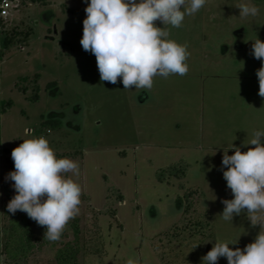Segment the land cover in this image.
I'll use <instances>...</instances> for the list:
<instances>
[{"label":"rangeland","instance_id":"rangeland-1","mask_svg":"<svg viewBox=\"0 0 264 264\" xmlns=\"http://www.w3.org/2000/svg\"><path fill=\"white\" fill-rule=\"evenodd\" d=\"M240 3L256 5L259 14L240 17ZM86 6L85 0H27L12 11L19 33L29 35L1 58V98L11 103L0 112L7 149L0 155V187L11 151L43 136L58 158L79 166V175L65 174L81 187L74 217L79 264H202L215 242L237 238L229 247L242 250L260 229L244 213L232 222L220 216L221 201L233 198L221 163L232 143L245 152L254 146L244 143L264 131L256 75L261 60L251 55L255 39L264 42V0H206L181 27L168 26L169 39L186 45L188 72L154 77L147 90L124 89L120 78L116 84L100 80L94 54L80 44ZM51 82L56 84L47 88ZM51 116L62 124L47 125ZM173 166L184 167L185 175L169 176ZM190 192L193 209L185 213ZM10 197L0 189V264H7L4 240L21 241L16 213L2 214ZM189 218L212 226L205 234L184 229L176 238L173 233ZM33 229L40 242L23 264H57L58 249L76 240L69 222L57 241L43 239L45 227L35 221Z\"/></svg>","mask_w":264,"mask_h":264},{"label":"clouds","instance_id":"clouds-1","mask_svg":"<svg viewBox=\"0 0 264 264\" xmlns=\"http://www.w3.org/2000/svg\"><path fill=\"white\" fill-rule=\"evenodd\" d=\"M86 18L80 44L94 54L100 80L124 89H151L153 78H168L188 72L186 45L169 39L168 26L179 28L185 19L198 12L206 0H85ZM240 17H255L259 8L250 3L236 6ZM160 21L163 27H157ZM251 55L261 60L256 75L258 95L264 98V42L256 38ZM264 131H256L244 143L252 145L242 152L231 145L224 149L221 170L232 199H224L223 220L246 215L250 225L259 226L254 241L233 249L238 239L215 242L202 257V264H216L224 257L227 264H264ZM228 149H234L228 155ZM14 170L5 180L13 182L15 195L6 205L8 213L18 210L37 225L45 227L44 238L57 241L69 220L79 212L81 187L66 173L79 175V166L69 158H58L48 140L41 136L23 140L11 151ZM226 168V170H225ZM240 237V236H239ZM211 242V240L207 241ZM199 245V244H198ZM197 245L195 246V248ZM126 264H136L129 259Z\"/></svg>","mask_w":264,"mask_h":264},{"label":"trees","instance_id":"trees-1","mask_svg":"<svg viewBox=\"0 0 264 264\" xmlns=\"http://www.w3.org/2000/svg\"><path fill=\"white\" fill-rule=\"evenodd\" d=\"M28 35L29 32L24 31L23 29H21L19 33L18 25H14L13 28L11 29V37L8 40L7 46L11 45L13 42H15L16 39H20L21 37L24 40H26L28 38ZM35 78L38 79V75ZM54 84L56 83L55 82L49 83L47 85V88L51 87ZM33 91L34 92L32 99L37 100L39 98V92H40V85L38 84V81H36ZM10 103L11 101H8L6 103L2 102V107L7 104L9 105ZM44 122L47 125L51 126L52 128L59 127L62 124L61 119L58 117L46 118ZM6 164L7 166H9L10 170L12 171L14 170V163L11 157L7 158ZM10 170H8L7 173H9ZM184 175H185L184 167L173 166L169 169V176L171 177L174 176L181 177ZM159 178L160 180H163L165 176L163 174H160ZM191 195H193V192L184 195L185 198L184 201L186 202L185 213H188L193 209V201L190 199ZM180 198L183 201V198L182 197ZM13 219L18 221V227L16 228L18 229L17 236H19L21 241L14 243L13 245L10 244V240H4L2 246V252L5 254L7 264H23L37 247L38 243L40 242V238L35 236L33 229V220H31L26 213L18 210V212H16V215ZM69 224H71L74 229L76 240L74 242H67L63 247L58 249L56 256L57 264H79L78 258L80 253V244H79L80 227H79L78 219L74 218L72 221H69ZM208 226L209 228H211L212 225H209L208 222L203 223L200 220H193V218H189L188 222L185 223L184 226L179 227L181 230H177L176 232L173 233V235H175L176 238H179L181 233L184 232L183 231L184 229L190 230L189 232L192 235H195L197 233L205 234L204 230ZM179 228L176 227V229Z\"/></svg>","mask_w":264,"mask_h":264},{"label":"built area","instance_id":"built-area-1","mask_svg":"<svg viewBox=\"0 0 264 264\" xmlns=\"http://www.w3.org/2000/svg\"><path fill=\"white\" fill-rule=\"evenodd\" d=\"M27 0H0V65L1 58L7 49V43L11 37V29L17 25L12 19V11L20 4L25 3ZM3 99L1 98V77H0V112L2 109ZM1 132H0V154L2 152Z\"/></svg>","mask_w":264,"mask_h":264},{"label":"flooded vegetation","instance_id":"flooded-vegetation-1","mask_svg":"<svg viewBox=\"0 0 264 264\" xmlns=\"http://www.w3.org/2000/svg\"><path fill=\"white\" fill-rule=\"evenodd\" d=\"M56 116H51V118H55ZM59 118V117H58ZM5 151H6V148H2V152H1V157H4L5 156ZM7 165V164H5ZM10 170L9 166H6V174H7V171ZM12 171V170H10ZM13 182L11 181H6L5 178L3 179L2 181V185L0 187L1 189V194L3 195L4 198H8L9 199V196H11L10 198H12L16 193H15V190L11 187V184ZM3 215H6L5 212H7V209L6 207L3 208Z\"/></svg>","mask_w":264,"mask_h":264}]
</instances>
